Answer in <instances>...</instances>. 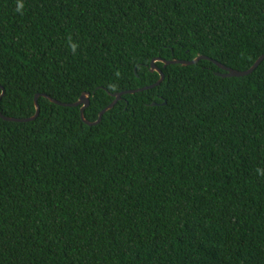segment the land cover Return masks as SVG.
<instances>
[{
	"label": "trees",
	"instance_id": "1",
	"mask_svg": "<svg viewBox=\"0 0 264 264\" xmlns=\"http://www.w3.org/2000/svg\"><path fill=\"white\" fill-rule=\"evenodd\" d=\"M200 56L250 70L264 0H0V264H264V61L71 107Z\"/></svg>",
	"mask_w": 264,
	"mask_h": 264
},
{
	"label": "water",
	"instance_id": "2",
	"mask_svg": "<svg viewBox=\"0 0 264 264\" xmlns=\"http://www.w3.org/2000/svg\"><path fill=\"white\" fill-rule=\"evenodd\" d=\"M201 60L211 61V62H213L216 66H218L221 70H223L225 73H224V74H218V76H220V77H224V78H225V77H228V78H231V77H232V78H239V77H245V76H248V75L252 74V73H253V72H254V71L260 66V64L264 61V56H262V57H261V58L255 63V65H254L250 70L245 71V72H240V71L234 70V69H232V68H228V67L222 65L221 63H219V62H217V61H214V60H212V59H210V58H208V57H205V56L197 57L195 60L190 61V62H187V61H178V60L166 61V60H163V59H157V60H154V61L152 62V68H151V71H152V72H158V73L160 74V80L157 82V84H155V85H153V86H150V87H147V88L139 89V90H136V91H128V92H124V93L114 94V95H113V97H114V99H115L114 102H113L108 108H106V109L100 114L99 119H98L97 122H95V123H90V122L87 121L86 116H85V111H86V109L90 106V96H91L90 93H84V94L80 97L79 101H78L77 103L71 105V107H79V106H81V117H82V120H83L86 124H88V125H90V126L97 125V124H99V123L102 121L104 114H105L106 112L112 110V109L115 107V105H116L120 100H122V98H123L124 95H127V94H131V95H133V94H136V93H138V92H143V91H145V90H150V89H152V88H155V87L161 85V84L164 82V80H165V75H164V73L162 72L161 69H159L158 67H156V63H157V62H162V63L164 64V67L166 68V67L169 66V65H182V66L187 67V66H191V65L198 64ZM4 95H5V91L3 90V94H2V96H1V98H0V103H1V100H2V98L4 97ZM46 98H48V97H46ZM49 99H50V98H49ZM50 100H51L52 102L58 104V105H62L61 103H59V102H57V101H55V100H53V99H50ZM35 103H36V114H35L34 117H32V118H30V119H13V118H6V117H3V116L1 115V113H0V116H1L4 120H6V121L17 122V123H25V122H30V121L36 120V119L39 117L40 112H41V110H40V106H39V104H38V96H37L36 99H35Z\"/></svg>",
	"mask_w": 264,
	"mask_h": 264
}]
</instances>
